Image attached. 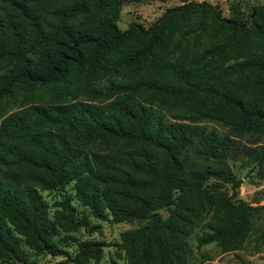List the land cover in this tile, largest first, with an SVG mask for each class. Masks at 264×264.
<instances>
[{"label": "trees", "instance_id": "1", "mask_svg": "<svg viewBox=\"0 0 264 264\" xmlns=\"http://www.w3.org/2000/svg\"><path fill=\"white\" fill-rule=\"evenodd\" d=\"M123 2L0 0L1 261L65 252L87 219L68 195L51 212L42 191L71 181L94 216L144 220L114 243L128 264H189L199 224L198 244L238 248L264 207L234 199L242 179L224 162L246 138L241 152L264 179V1L248 21L189 0L121 29ZM106 244L79 240L61 263L100 264Z\"/></svg>", "mask_w": 264, "mask_h": 264}, {"label": "rangeland", "instance_id": "2", "mask_svg": "<svg viewBox=\"0 0 264 264\" xmlns=\"http://www.w3.org/2000/svg\"><path fill=\"white\" fill-rule=\"evenodd\" d=\"M189 0H124L120 10L117 24L121 29L128 26L130 22H138L145 27L152 25L167 9ZM200 1V0H198ZM217 4L222 9V13L227 16H238L248 21L249 13L255 5L264 0H208ZM47 95L46 90H39L35 93ZM34 96V97H35ZM20 98V96H18ZM10 100L7 104V110L15 109L19 106L20 100ZM38 98H33L37 100ZM208 129L216 128L223 135L228 133L227 126L214 119L204 120L202 122ZM254 137V136H252ZM259 142L264 144V136H257ZM246 138L232 139L233 151L235 154L226 155V162L236 177L242 179L237 188L234 199H243L253 205L264 203V179L259 178L255 173L253 162L250 161L241 152V146L247 144ZM203 163L212 165H224L223 161L217 158L202 159ZM215 181V179H211ZM229 193L232 192L230 183L222 184ZM49 209L52 212L57 203L69 196L71 203L75 206L76 219L86 218L87 223L80 225L76 230L70 231L72 235L66 244L62 247L65 252L53 255L49 252H35L28 249L30 264H69L61 263L66 253L73 254L77 249V243L82 239H96L105 241L106 244L101 249L100 264H128L125 250L116 246L114 243L120 240V234L123 230L137 226L143 223V219L133 221H114L111 215L107 218H99L92 214L90 208L79 200L75 193L73 181L69 182L63 188L46 189L42 191ZM163 216L168 214V210L163 207L160 209ZM252 227L250 234L244 243L235 249L222 250L215 242L198 244V236L203 229L199 224L190 233L188 244L190 248L188 262L189 264H199L203 259L212 261L214 264H264V207L259 208L252 216ZM64 234L61 230L60 235ZM0 264H28L23 261H1Z\"/></svg>", "mask_w": 264, "mask_h": 264}, {"label": "water", "instance_id": "3", "mask_svg": "<svg viewBox=\"0 0 264 264\" xmlns=\"http://www.w3.org/2000/svg\"><path fill=\"white\" fill-rule=\"evenodd\" d=\"M216 7H218V5L216 4Z\"/></svg>", "mask_w": 264, "mask_h": 264}]
</instances>
